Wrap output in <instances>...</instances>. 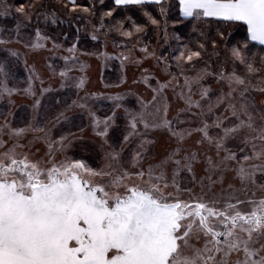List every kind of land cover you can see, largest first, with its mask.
<instances>
[{
	"label": "snow or ice",
	"instance_id": "6c2138e0",
	"mask_svg": "<svg viewBox=\"0 0 264 264\" xmlns=\"http://www.w3.org/2000/svg\"><path fill=\"white\" fill-rule=\"evenodd\" d=\"M0 9L14 18L0 25V100L23 93L33 110L23 127L0 114V264H264V107L248 96L252 77L264 82V0H0ZM84 19L95 21L92 40L118 33L139 46L141 68L155 61L141 73L150 100L125 107L110 96L99 113L96 94L69 75L79 24L58 81L76 99L46 96L51 86L36 88L35 76L13 85L16 44L35 48V36L55 51V27ZM153 33L167 45L159 53ZM168 89L182 101L171 116L157 106ZM244 189L252 199L233 195Z\"/></svg>",
	"mask_w": 264,
	"mask_h": 264
},
{
	"label": "rangeland",
	"instance_id": "374dc122",
	"mask_svg": "<svg viewBox=\"0 0 264 264\" xmlns=\"http://www.w3.org/2000/svg\"><path fill=\"white\" fill-rule=\"evenodd\" d=\"M10 2L13 4L18 3L17 0H10ZM0 12H2V9H0ZM10 19L13 20L11 21ZM73 22L68 23L66 21L55 27L52 34L60 37L57 42L62 44V47L55 51L50 50L52 47L51 42L47 43V47H43V39L35 36L32 38L33 43H36L38 39L40 40V45L35 48L26 49L23 44L15 45L20 51V57L15 59L12 65L13 85L25 88L28 86L26 81L29 80V77L35 76L34 84L36 88L41 87V80L45 81L43 87L51 86L52 92L46 93V96L51 97L60 93L64 99L69 97L76 99L77 97L73 95L76 90L62 88L58 81L60 80L59 71L65 66L63 57L69 55L67 48L71 44L76 43V28L77 24H79V41L77 51L74 53L79 63L69 65L73 69L69 75L77 78L82 77L84 90L96 94L92 97L91 103L99 113L102 115L110 112L113 106V101L108 98L110 96L120 95L124 97L121 103L125 107H132L133 105L138 107V97L150 100L151 90L144 84V76L141 73L143 69H153L155 61L151 58H146L140 61L143 65V68H141L137 62H134L139 61V58L144 55L140 52L139 46L133 48L130 44L128 47H124V38L119 37L118 33H108L107 35L99 33L101 36L100 40L94 41L91 39L94 20L84 19L79 22ZM13 23V17L0 15V25H11ZM25 32L31 33V26ZM62 33L67 35L66 40ZM89 42H95V45L90 46ZM149 42L150 46L155 48L158 53L167 46L164 44L163 38L155 33H153L152 40H149ZM158 45L159 47H157ZM125 56L129 58L123 59ZM25 61H27V65ZM198 67H202V65ZM53 69L57 73L55 77H53ZM240 72H244L243 67H241ZM182 82L183 79L181 78ZM261 89H264V82L259 77H252L248 96L250 102L254 103L258 108L264 107V91H261ZM84 90L79 92L80 96L85 94ZM178 91L177 89V93ZM177 93L168 89L165 95L157 102L158 107L163 106L169 109V116L175 113L178 104L182 106V101H177L176 99ZM12 99L14 101L12 105H9L7 98L0 100V114L6 115L8 121L15 126L23 127L26 120L32 122L33 110L30 104V97L25 96L23 93H17L13 95ZM75 111L79 112V109ZM72 114V112L68 113L69 116ZM73 123H80V119L77 118ZM72 130L75 131V129ZM85 133L90 135L87 128H85ZM157 147L160 148L161 145ZM254 191H256V198H259V191ZM233 195H240L246 199L253 198L248 194L247 189L234 192Z\"/></svg>",
	"mask_w": 264,
	"mask_h": 264
},
{
	"label": "trees",
	"instance_id": "16d2710c",
	"mask_svg": "<svg viewBox=\"0 0 264 264\" xmlns=\"http://www.w3.org/2000/svg\"><path fill=\"white\" fill-rule=\"evenodd\" d=\"M17 2L19 3V2H22V0H17ZM78 2H80V3H87L88 2V0H78ZM105 5L106 6H108V7H111L112 6V0H105ZM97 7L98 8H100L101 6L97 3ZM124 13H123V10H119L118 11V13L116 14L117 15V18H119L121 15H123ZM11 21L13 20V19H10ZM72 23H74V22H72ZM177 28H180L181 27V25H177L176 26ZM170 31H172V29L170 28ZM183 31L185 32V33H187L188 31H190V28H183ZM242 31V30H241ZM152 37H153V34L149 37V40H152ZM242 38V36L240 35V34H237L236 36H235V39H241ZM185 39H187V36L185 37ZM124 43H125V41H123ZM99 43H100V41H99ZM98 42H97V44H99ZM171 43H175L174 41H171ZM89 44H90V46H93V45H95V42L94 43H91V42H89ZM130 45V44H129ZM167 47V46H166ZM254 51L256 50V49H253Z\"/></svg>",
	"mask_w": 264,
	"mask_h": 264
}]
</instances>
